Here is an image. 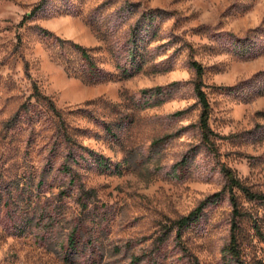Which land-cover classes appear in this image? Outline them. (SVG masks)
Instances as JSON below:
<instances>
[{"label":"rangeland","instance_id":"rangeland-1","mask_svg":"<svg viewBox=\"0 0 264 264\" xmlns=\"http://www.w3.org/2000/svg\"><path fill=\"white\" fill-rule=\"evenodd\" d=\"M41 2L0 0V264H264V202L233 188L235 215L224 171L264 195V0H46L28 19ZM73 44L112 81L73 77L86 68ZM193 62L204 68L210 144ZM33 84L85 148L72 146L79 163L67 161L54 115L28 101ZM206 201L178 238L175 222Z\"/></svg>","mask_w":264,"mask_h":264},{"label":"trees","instance_id":"trees-1","mask_svg":"<svg viewBox=\"0 0 264 264\" xmlns=\"http://www.w3.org/2000/svg\"><path fill=\"white\" fill-rule=\"evenodd\" d=\"M45 1L46 0H42V2L37 7H35L33 9L31 14L28 16V19L34 17L43 8ZM144 19H152L151 14L144 15ZM139 30H140V24L138 23L137 26L131 32V39L129 40V42L132 44V47H133L130 51L131 52L130 56L132 58H135V52L137 50H139V48H140L141 39L138 38ZM41 31L45 34V36H52V34L50 32H48L47 30H44L41 28ZM261 31L262 30L258 29L255 32H257L258 34H261ZM59 41L62 44L67 43L66 41H62V40H59ZM243 43L247 45L249 50H251V48H255V46H256V38L251 40V37H247L243 41ZM73 48L81 54L83 61H85V63H86V68H85V71L83 72V74H76L75 73L73 77L80 78L84 83L89 84V85H99V84H103L105 82L112 81L111 78L109 77V75L96 64L95 60L93 59V57L90 54V50H88L87 48H84L78 44H73ZM192 66L196 70V74H197L196 92H197L200 104L202 105V108H203L201 119H200V127L203 131V134H204V141L206 143L210 144L211 143V135H213V132L211 131L210 126H209L211 106H210V103L208 101L207 94L203 90L202 78L204 76V68L198 62H193ZM133 67L135 69L133 72L132 71L129 72L126 69L123 71V78L122 79H128L130 77H133L141 69L139 65H135ZM26 69L28 71V66H26ZM65 71L68 73V75H70V76L73 75L71 72V69L67 66H65ZM32 100H35L36 105L45 106L47 109V112H50L52 115H54L55 119H57L55 121L56 126H57L55 132L62 137L63 143H66L67 145L71 146L67 161H70V159H73L74 162L79 163L76 159V152L73 150L72 146H78L79 148L82 149V151H84L85 148L83 146L79 145L74 140V136L69 131V127L67 126V123H66V118L63 115L62 111H60L56 108L54 101L49 96L43 94L40 91L37 84H33V93L29 97L28 101H30V103H31ZM32 106H33V104H25L23 106L22 110L24 111V113L28 114ZM81 111L84 112V110H81ZM19 120H20L19 115H16L10 121H8L7 128L9 130L15 129V126L19 125L18 124ZM28 120L31 122L32 125H34V127H35V125H38L40 123L39 119L33 120L32 117L31 118L29 117ZM34 129L35 128H33V130ZM57 147H58V141L55 142L53 150H56ZM91 156H93V153H91ZM81 158L84 159V156H81ZM96 162L100 168H109L107 161L103 157H97ZM63 170L69 172L71 170V168L68 167L67 164H65L63 167ZM224 171H225L226 177L229 181V186L231 188L230 200H231V203L234 207V214L235 215H240V212L238 209L239 204H238L237 198L232 193L233 188H237V189L241 190L251 200H258V201L264 202V195L252 192L249 188H247L236 177L235 173L232 172L231 170L225 169ZM206 205H207V201L202 203L195 211H193L187 217H184V218L178 220L177 222H175V226L177 227V237L178 238L182 237V234L186 229H188L192 225H195L196 223H198ZM234 228H235V226H234ZM233 232H235V230H233ZM259 235L264 241V234L260 233ZM75 237H76V233L74 231L71 234L70 240H69V242H70L69 245H70L71 250H76V245H77L76 243L77 242L75 240ZM228 251H229V253L232 254V256L235 259H237V260L239 259V252L237 250V238H236L235 234L232 235V242H231L230 246L228 247ZM238 263L241 264L240 261H238Z\"/></svg>","mask_w":264,"mask_h":264}]
</instances>
